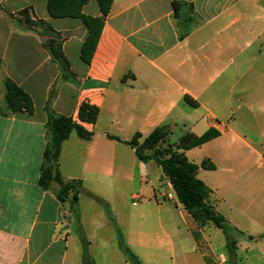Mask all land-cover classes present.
I'll list each match as a JSON object with an SVG mask.
<instances>
[{
	"label": "crops",
	"instance_id": "1",
	"mask_svg": "<svg viewBox=\"0 0 264 264\" xmlns=\"http://www.w3.org/2000/svg\"><path fill=\"white\" fill-rule=\"evenodd\" d=\"M24 10L28 19L45 26L30 27L26 15H18ZM82 13L102 17L97 0H89ZM103 23L87 62L82 48L89 29L82 19L51 16L48 0H0V264H131L124 246L143 264L153 258L158 264H264V146L258 150L245 140L233 111L222 123L216 109L225 95L219 94L223 80L238 75L227 102L234 100L237 110L251 108L246 100L264 65L263 52L251 55L264 38V0H113ZM46 27L51 34H43ZM52 38L69 63L67 78L45 47ZM7 79L31 97L33 114L7 111ZM241 85L244 89L237 91ZM187 96L198 106L188 105ZM82 103L100 112L96 124H84L94 133L91 140L73 132L61 147L64 182H81L72 209V196L61 202L60 186L45 190L39 180L49 114L77 119ZM159 127L169 128L171 135L183 127L184 135L197 136L213 128L219 136L203 146H224L232 137L257 157L258 171L246 172L243 181L229 164L227 147L214 162L206 159L215 170L198 173L199 179L201 170L219 178V196L218 189L200 180L211 191L209 204L216 211L224 208L218 212L237 230L234 260L224 233L213 244L215 231L199 227L177 195L175 200L156 162L143 163L134 149L108 138L129 141L141 134L144 139ZM193 149L184 153L195 163ZM251 186L258 187L260 199L249 214L238 191ZM124 187L130 190L126 214L118 198ZM107 189L113 191L111 199L102 192ZM161 193L172 199L164 200ZM141 252L150 260L144 262Z\"/></svg>",
	"mask_w": 264,
	"mask_h": 264
},
{
	"label": "trees",
	"instance_id": "2",
	"mask_svg": "<svg viewBox=\"0 0 264 264\" xmlns=\"http://www.w3.org/2000/svg\"><path fill=\"white\" fill-rule=\"evenodd\" d=\"M102 12L101 18H93L82 13V9L88 4L89 0H48V11L53 17H75L80 18L89 29V35L82 48V58L89 62L94 54L101 29L104 25L103 20L109 14L113 0H97ZM26 21L30 27L43 25V21L34 22L28 19V11L24 10ZM46 33L51 34L49 27L44 28ZM52 59L59 65L65 78L68 77L70 68L66 57L62 52V47L57 41L52 40L45 44ZM188 105L197 107L198 103L190 97H185ZM5 103L7 111L11 114L27 113L33 114L34 104L31 97L16 83L7 79L5 81ZM99 108L90 103H82L78 109L77 119L50 113L46 124V148L41 169L40 186L47 190L53 183L60 186L58 198L61 202H66L72 196L71 208L73 209L81 191V182H64L59 170V157L62 144L69 139L73 132L84 140H91L93 132L88 131L84 124H96L99 117ZM171 136V131L167 127L156 128L149 136L143 139L141 134H136L129 141H123L114 136L108 135L110 140L121 142L135 150L137 158L143 163L151 161L162 169L163 174L171 183L179 202L183 205L191 216L195 219L199 227L206 228L213 225L222 230L230 247L231 259L234 260V235L237 230L231 229L225 217L209 204L208 199L210 189L198 178L200 169L213 171L216 166L210 161L205 160L201 164H196L187 158L184 151L199 148L207 142L219 136V132L210 129L202 136L192 133L184 135L177 146L167 145V140ZM236 231V232H235ZM239 232V231H238ZM240 234H242L240 232ZM252 239V238H251ZM126 260L131 264H143L137 255L129 248L124 246Z\"/></svg>",
	"mask_w": 264,
	"mask_h": 264
},
{
	"label": "rangeland",
	"instance_id": "3",
	"mask_svg": "<svg viewBox=\"0 0 264 264\" xmlns=\"http://www.w3.org/2000/svg\"><path fill=\"white\" fill-rule=\"evenodd\" d=\"M19 16H24L23 15V11L21 13L18 14ZM24 20V18H22ZM39 28V27H38ZM36 27V29H38ZM264 38H262L260 40V42H258L256 45H253L251 48V55L255 54H259V52H263L264 54ZM262 70V77L260 78L258 84L250 91V95L248 97V100H246L248 102L249 105H251V108H247V107H241V110L238 109L237 110V106L233 105L232 102L234 100H232V102H227V97L226 94L228 95V91L230 90L232 83L235 82L236 80L240 79V75L237 76V79L235 78H225L223 80V82H225L226 86L225 89H222V86L219 94H225L224 97L221 98V100L218 103L217 106V115L218 118L220 120V122H224L227 123L228 122V118L230 116V114L232 113V111L235 113L236 117L238 118L237 120L239 121V127L240 129H245L246 131V137L245 140L252 144L254 147H256L258 150H261V146H264V65L261 68ZM242 81V79L240 80ZM244 89V85L238 86L237 91ZM248 89V87H247ZM241 94H237L235 97L239 96ZM246 102V104H247ZM185 129L183 127H179L178 129L173 131V134L169 137L168 139V144L169 145H175L177 146L180 139L182 138V136L184 135ZM224 146L223 145H213V144H207L206 146H202L200 148H195L192 150L190 154V158L192 160L195 161L196 164H200L201 162H203L206 159H211L213 162L216 160V158H220L223 154V151L225 149V147H227L228 149L232 150V155L229 154V156H231L230 158V162L229 164H233L235 165V169H236V174L235 176L240 178L241 181H243V178L247 177L246 172H251L256 173L258 171V168L260 167V163L257 160L256 156H252L250 153V150L247 148V146L244 144V142H241L239 140L233 139L232 137H227L224 141ZM165 146V145H164ZM167 146V145H166ZM231 152V151H230ZM212 156V157H210ZM215 158V160L213 159ZM259 158V157H258ZM224 158L221 160L223 161ZM226 161V160H224ZM227 163V162H226ZM221 167H227V164H221L219 162ZM203 170H201L200 172V179H204V182L212 187L213 189H218V187H216V183L219 181V178L213 174L210 175H205ZM242 175V176H241ZM246 175V176H244ZM153 176V175H152ZM164 185L162 187H166L165 190L167 191V189L170 190L169 188V184L167 183V181H163ZM104 196L107 197L108 199H111L113 196V191L107 189L102 191ZM118 198L120 199V201L122 203H124L123 205V213H128L129 209H128V205L127 202L130 199V190L127 187H124L123 190L118 191ZM222 191H220V189H218V191L215 190V193L219 196V194ZM228 192V191H226ZM231 192V191H229ZM235 194V191H233ZM259 194L260 191L258 189V187L251 186V189L248 191H238V197L241 198L242 201L246 200L245 207L246 209H248V213L251 214V212L256 211L257 207H259ZM173 195L175 197V200H177L176 194L175 192H173ZM235 197V196H234ZM221 199V198H220ZM239 199V198H237ZM240 203V202H239ZM142 204V203H141ZM239 206H243L242 203L238 204ZM224 210V208H219L217 209V211H221ZM226 212V210H224ZM206 228L212 232H214V234L212 235L213 237V244H219L218 241H221V239L223 240V236H222V230H218L215 226L213 225H208L206 226ZM252 230L254 228H252V224L249 225V230ZM214 230V231H213ZM218 231V232H217ZM219 233V234H217ZM227 241V240H226ZM227 244V243H226ZM219 246V245H218ZM228 248V247H227ZM230 251H228V254ZM142 256V260H150L149 256H145V254L143 252L140 253ZM156 257V256H155ZM157 258V257H156ZM152 264H158L156 259L153 258L151 259ZM145 262V261H144ZM231 264H233V262H231Z\"/></svg>",
	"mask_w": 264,
	"mask_h": 264
},
{
	"label": "built area",
	"instance_id": "4",
	"mask_svg": "<svg viewBox=\"0 0 264 264\" xmlns=\"http://www.w3.org/2000/svg\"><path fill=\"white\" fill-rule=\"evenodd\" d=\"M161 196H162V198L165 200V199H167V200H171L172 199V196H171V194H167V193H161ZM221 263H224L225 262V257H223V256H221Z\"/></svg>",
	"mask_w": 264,
	"mask_h": 264
}]
</instances>
